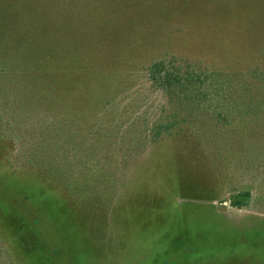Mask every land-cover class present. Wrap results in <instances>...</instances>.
Masks as SVG:
<instances>
[{
  "label": "rangeland",
  "instance_id": "1",
  "mask_svg": "<svg viewBox=\"0 0 264 264\" xmlns=\"http://www.w3.org/2000/svg\"><path fill=\"white\" fill-rule=\"evenodd\" d=\"M1 1L25 31L22 62L54 72L56 116L73 121L70 138L45 109L0 125V264L5 251L12 264H264V123L141 136L164 101L150 62L264 70V0Z\"/></svg>",
  "mask_w": 264,
  "mask_h": 264
},
{
  "label": "trees",
  "instance_id": "2",
  "mask_svg": "<svg viewBox=\"0 0 264 264\" xmlns=\"http://www.w3.org/2000/svg\"><path fill=\"white\" fill-rule=\"evenodd\" d=\"M4 7L0 0V101L1 98H7L8 107L0 108V125L6 121L7 128H10L28 111L45 109L53 113L47 127L58 132L61 123L66 126V129L61 130V136L70 138L72 133L67 128L72 125V116L65 114L61 119L56 116L58 103L67 101L58 89L54 72L46 71L45 76H42L27 66L26 62H22L21 48L24 49L25 31L17 20L15 24H5L1 19ZM102 38L104 40L107 37ZM19 39L22 42L21 48L12 43ZM40 42L44 45L47 43L44 40ZM89 42L82 49H88ZM82 49L80 47V53ZM87 57L85 64L96 66L93 56L88 53ZM110 62L114 63L113 58ZM144 72L145 82L153 91L159 92L164 101L155 119L141 127L142 138L156 140L164 135L180 132L192 135L202 130L212 135L215 131L222 133L233 130L231 127L240 125H234V122L240 123L247 119L264 123V70L254 68L248 74L236 73L181 63L175 57H170L150 62ZM16 107L18 110H15ZM10 112L13 115L8 114ZM129 131V127L124 130L126 133ZM250 196L248 189L236 191L230 197L231 206L244 208ZM2 255L4 261L13 263L9 253L5 251Z\"/></svg>",
  "mask_w": 264,
  "mask_h": 264
}]
</instances>
